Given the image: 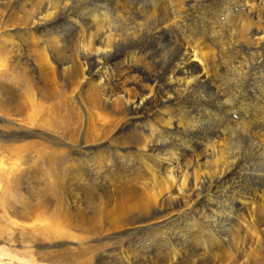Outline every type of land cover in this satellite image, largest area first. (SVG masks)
<instances>
[{
    "label": "bare ground",
    "instance_id": "1",
    "mask_svg": "<svg viewBox=\"0 0 264 264\" xmlns=\"http://www.w3.org/2000/svg\"><path fill=\"white\" fill-rule=\"evenodd\" d=\"M22 114L75 136L51 201L0 158L9 214L63 249L43 261L264 264V0H0V121Z\"/></svg>",
    "mask_w": 264,
    "mask_h": 264
},
{
    "label": "rangeland",
    "instance_id": "2",
    "mask_svg": "<svg viewBox=\"0 0 264 264\" xmlns=\"http://www.w3.org/2000/svg\"><path fill=\"white\" fill-rule=\"evenodd\" d=\"M21 78V74L18 73V76L13 80V84L16 86L14 87L15 93H21L23 96L26 93L22 87ZM75 112L76 110L72 109V113L79 118V113L76 112L75 114ZM38 115L39 118L42 116L44 117L43 112H40ZM20 116V118L19 116H5L4 121H0V158H6L14 165V170H16L15 174H18L21 180L19 192H22L25 197L27 196L28 202L33 199L31 197L32 194H25L24 192L28 185L30 187L37 185L38 190H42L43 192V194L41 193L40 195L38 193L35 194L33 203H39L44 199L51 201L53 200V195L49 190L46 175L49 168H51L48 167L49 158L52 156V158L58 159L59 157L67 158L70 156L71 149H69L70 146L68 142H74L75 136H72L73 130L69 131V129L63 128L61 122H59L60 128L56 131L54 127L51 126L50 123L52 122L50 120L56 117L55 120L58 119V121H60V117L54 114H52L51 117L45 116L48 120L44 118L45 123H43V120L39 119L37 120L38 122L35 121L31 124L24 114ZM76 117L75 119L78 120ZM40 122H42V124ZM98 122L102 123L99 119L94 117V115L89 113L88 119L85 121L87 125L86 128L90 131H94L95 126H100ZM38 123L40 124L38 125ZM77 125L78 123L76 122L72 127L77 129ZM112 130H114L112 126L111 128L107 127V130L105 129V134H111ZM102 131L103 130L99 131L100 137L104 136L100 133ZM0 178V264H62L43 261V257L46 255L45 252L36 248L39 243L50 246L51 252L47 251L48 253H46L47 255L54 256L59 251L63 250L58 247H53L55 244H58L55 243L57 239L54 241V239H48L47 237L39 235H37L36 238L35 234L31 233V229H23L21 221L9 214L7 206L10 204L9 201H15L17 197V195L14 194L17 184L13 182L14 177L6 178L4 176ZM74 245H76V242H73V244L70 243L68 247L69 250L66 251L68 255L75 254L78 251V248L76 249ZM210 261L211 258L209 257L204 264H210Z\"/></svg>",
    "mask_w": 264,
    "mask_h": 264
}]
</instances>
